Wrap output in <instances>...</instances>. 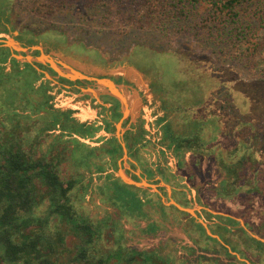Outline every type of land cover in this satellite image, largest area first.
Here are the masks:
<instances>
[{
    "label": "rangeland",
    "instance_id": "374dc122",
    "mask_svg": "<svg viewBox=\"0 0 264 264\" xmlns=\"http://www.w3.org/2000/svg\"><path fill=\"white\" fill-rule=\"evenodd\" d=\"M45 1L0 0V44L4 48L12 40L16 45L12 51L0 50L1 142L11 139L25 148L33 138L51 143L52 151L35 146L31 153L46 160H53L52 154L59 156L61 179L75 181L69 196L76 214L103 231L99 239L92 237L91 250L99 248L100 255L118 250L148 251L140 262L138 253L126 252L127 256L123 254L109 264H151L153 250L168 258L167 264H264V247L250 245L238 231L243 228L264 243L262 200L253 205L235 196L233 203L243 205L237 210L211 200L218 193L214 189L227 180L219 157L233 147L240 150L237 142L247 141L264 161V20L260 19L264 4L258 12L244 9L233 19L210 17L202 28L203 23L192 16L182 24L183 16L174 22H161L143 10L139 14L120 12L114 0H99L90 6L84 1L71 2L61 7L44 6ZM205 8L209 5L199 10ZM64 48L83 60H95L103 68L94 76L83 75L81 89L74 96L64 93L62 99L82 102L78 106L86 117L89 96L82 92L92 91L98 97L100 90L93 89L98 85L94 79L110 76L124 95L137 97L136 106L128 110L130 116L122 119L119 106L110 107V113L102 106L98 108L102 118L86 119L83 125L61 119L58 137L53 132L43 135V128L62 113L48 102L58 99L59 91L53 92L43 75L22 60L29 63L45 56L40 59L44 62L50 56L52 62L63 65ZM10 56L16 61L9 60ZM103 98L118 104L106 95ZM99 119H103L102 124L110 123L106 142L122 147L114 158L101 145L92 144L100 138H96L102 127L97 124ZM165 124L176 134L165 131ZM73 130L77 137H72ZM140 133L135 141L132 136ZM196 135L198 143L192 139ZM172 139L191 141V147H184L182 163L180 152L175 153L174 144H169ZM125 142H131L130 146ZM53 146L62 148L58 155ZM119 170L135 181L132 189L138 195L154 198L151 201L155 203L157 197L151 193L157 191L165 206L177 199L184 209L165 207L162 213L157 206L148 205L140 210L131 196L130 205L128 197L123 201L129 193L118 190L115 197L121 198L115 201L112 182L119 178ZM45 205L36 207L35 214H43ZM220 216H230L237 223L226 224ZM250 216H258L259 223L248 219ZM52 218L64 232L63 226L69 223ZM195 224H201L203 233ZM225 224L230 230L221 232L218 225ZM149 226L156 228V233H148ZM110 227H114L112 231ZM80 244L78 238L68 239L58 251V259L66 262Z\"/></svg>",
    "mask_w": 264,
    "mask_h": 264
},
{
    "label": "trees",
    "instance_id": "16d2710c",
    "mask_svg": "<svg viewBox=\"0 0 264 264\" xmlns=\"http://www.w3.org/2000/svg\"><path fill=\"white\" fill-rule=\"evenodd\" d=\"M80 1H84L85 5L90 6L98 3L99 0H46L43 5L61 7L67 3ZM114 1L119 5L116 7L120 8V12L128 11L129 13L139 14L143 10L145 14H150L154 18L160 19L161 22H164L162 20L165 19L174 22L180 16H183L185 20L182 24L186 23L185 21L192 16L195 17L197 23H203L202 28L210 22V17L215 18L221 15L224 19H233L237 18L244 9L258 12L257 8L264 4V0ZM206 4L209 5V8L200 11L199 7ZM261 9L263 13H261L260 19L264 20V5ZM55 124L56 121H52L50 126H45V129L53 130ZM107 129H111L109 123ZM164 130L172 133L168 124H165ZM173 131L172 134H176V130ZM140 137L141 133L132 136L135 141L139 140ZM133 139L132 142H134ZM192 139L196 143L200 137L196 135ZM206 139L208 138L206 137ZM190 142L188 139H172L169 143L174 144L175 153L180 152L178 156L181 158V163L183 162V151L186 150L184 147H191ZM130 144L131 142H129ZM237 145L240 150L233 147L229 153L230 155L228 153L222 155V152H220L222 156L219 158L221 165L226 170L227 180L218 189H214L218 192L217 196L211 197V200L223 201L234 210L243 207V205L239 206L233 203L232 199L238 195L247 199L248 203L254 202L253 205L258 203V199L264 203V161L257 155L256 149L254 151L253 147L248 146L247 141L237 142ZM101 149L113 158L114 154L119 153L121 148L116 143L111 144L109 147H101ZM211 155H214V151H211ZM59 163V160L53 162V160H46L43 157L34 159L32 154L26 151L19 142L10 140L0 142V264H109L111 261L121 259L123 254L127 256V253H138L140 262L142 254L148 253V251L136 252L131 250L132 252H127L124 250V253L118 250L110 255L103 252L100 255L99 248L98 250H91L92 237L95 236L99 239L103 231L98 226H91L85 217L76 214L69 196L74 181L67 179L64 182L61 179ZM98 169L101 170L102 168L98 167ZM112 183L117 186L116 188L120 192L129 193L138 208L140 207L141 204L135 194L136 192L129 189L120 178L114 179ZM42 203L46 204V211L43 214L36 215L34 209ZM53 216L69 223V225L63 226L64 232L53 222ZM220 217L223 218L226 224L237 223L230 216ZM248 219L255 224L260 221L258 216H250ZM262 221L264 227V218H262ZM51 222L56 226L55 228ZM226 224L218 225L221 232L230 230ZM195 225L203 233L201 224ZM110 228L112 231L114 227ZM153 228L149 226L146 231L156 233L157 229L154 230ZM238 231L241 232V235L247 237L250 245L254 244L259 248L264 247L262 241L251 237L243 228ZM221 232L219 234L223 237ZM76 238L81 240L82 244L78 246L79 248L71 258L67 259L66 262H61L58 259V251L64 247L68 239ZM206 238L219 243L209 235H206ZM223 249L227 256H231L226 248ZM232 249L236 250L235 247H232ZM90 250L94 255L89 253ZM153 251L155 257H151V264H167L168 258L162 257L159 251ZM245 256L248 258V255L245 254ZM139 262L137 261L134 264H139Z\"/></svg>",
    "mask_w": 264,
    "mask_h": 264
},
{
    "label": "crops",
    "instance_id": "0c3cea01",
    "mask_svg": "<svg viewBox=\"0 0 264 264\" xmlns=\"http://www.w3.org/2000/svg\"><path fill=\"white\" fill-rule=\"evenodd\" d=\"M49 45H52V43H49ZM61 55L64 58V59H61L62 60V63H64V64L62 65L60 63H57L56 61L53 62V64L55 65V67L60 68L64 72V74H71V73L74 72V73H79V74H82V75H91V76H94V75L98 74L97 73V70L103 68V65H101L98 62H96L95 60L90 59V58H88V59L85 58L83 60V59H81L79 57V55H77L76 52H74V51H67L65 48L62 50ZM50 58H52V57L49 56L47 58V60H45L44 62L43 61L41 62V61L33 60V61H36V62L41 63L42 66L39 65V64H34L33 63L32 67L37 72H39V74H42L43 75L42 77L44 78V80L46 81L47 85H49V87L52 89L53 92L56 93V92L59 91L58 95L60 97L58 99H54L53 98L54 100H52V98H50V100L48 101L49 104H51V107L54 110L57 109V110H61L62 111V113H58V114H60L59 116H56V117L54 116L53 117L54 119H52V121L55 120L57 122L55 124V127L58 128L57 129L58 132H60V127H61L60 120L61 119H65L67 121H70V123H72L74 125V124H76L75 123L76 121H74V118H76V120L77 121L79 120L81 122V125H83V124H85V121L84 120H86V119L94 120V119L98 118V116H100L102 118L103 116L100 115L99 114V111H98L99 110L98 108L99 107L101 108L102 106L105 107L106 109H109L110 107H112L113 109H115L117 106H119L120 113H122V116L121 115L120 116L123 119L124 117H127V115L129 114L128 110H131L132 107L134 108V105H135L136 101H138L136 99L137 97L135 98V97L131 96L130 94L126 95V93L124 95V93L121 92V90H120L121 94L123 95V97L125 99V103H126L125 109L127 111V115L124 116L123 115V106L121 105V103L118 100H116V99L115 100L118 102L117 105L116 104H112V101L111 100H105L103 98L104 95H106L107 97H109L110 99H112V97L107 94V92H108L107 87H105V86H98L97 85L96 87H93V89L94 90H97V87L99 88L98 90H100V92L98 93V97L93 96V93L92 92H90V93L88 92V94L86 92H82L83 94H86V95L89 96V99L85 100V102L88 104L87 107L85 106L86 108H88L87 111L85 110V112L87 113V116H89V117H87V116L86 117H82L81 113H82V110L83 109H82V107L78 106V104H81L82 102H73L72 99H69V101H67V100L62 99V98H64L63 97L64 93H66V94L69 93L72 96H74L75 93L79 89H81V88H79V86H80L79 83L81 81H84L85 79H80V78H77L75 80L67 79L65 76L62 75V73H60L61 72L60 70H59L60 72H57V70L52 66V64L49 61V60H51ZM69 60H73L76 63H71V62H69ZM22 61L27 62V59L23 58ZM23 64H26V63H23ZM80 65L83 66V69H81L79 67ZM50 70L53 71V73H51ZM101 78L108 79V80L113 81L110 78V76L101 77ZM113 82L116 85H119L115 81H113ZM49 87H47V89H49ZM48 93H50V89H49ZM101 95H103V96H101ZM91 103H94V105H96L95 108H92L91 107ZM142 109H143V107H142ZM76 110H78V112ZM138 110H139V108H138ZM108 112L110 113L111 110L109 109ZM134 112H137V108H135ZM116 113L117 112L114 111V114H116ZM129 116H130V114H129ZM102 123H103V119H99V121H97V124L101 125L102 127H101V129L98 131V133L96 135V138H99L100 137L99 140L97 142L92 143V144L95 145V147L96 146H100V145H101V147H103V146L104 147H109L111 145V144L109 145L108 142H106L109 139V133H108L109 130L107 129V124L105 125V124H102ZM64 130H66V128ZM75 131L76 130H73V132H72V137L73 138L74 137H77ZM122 136L125 137V132L123 133ZM127 143H129V142H127ZM103 144H105V145H103ZM120 148H122V147H120ZM123 148L125 149V147H123ZM52 150L51 149L50 150L48 149V151H52ZM116 154H114L113 158L115 157Z\"/></svg>",
    "mask_w": 264,
    "mask_h": 264
},
{
    "label": "flooded vegetation",
    "instance_id": "af4514ba",
    "mask_svg": "<svg viewBox=\"0 0 264 264\" xmlns=\"http://www.w3.org/2000/svg\"><path fill=\"white\" fill-rule=\"evenodd\" d=\"M10 47L9 46H7V47H4L3 48V46L0 44V50H8V51H10ZM11 51H12V49H11ZM10 55H13L11 52H10ZM63 58V57H62ZM13 60V61H16L15 60V58L13 57V56H10V58H9V60ZM64 59V58H63ZM24 63H26L25 64V66L28 64V66L29 67H31V68H33L32 67V65H33V63L34 64H39V65H41L42 66V64L41 63H39V62H36V61H33V62H24ZM1 67V66H0ZM101 96H103V95H101ZM55 120H53V122H54ZM74 121H76L75 123H80V125H81V122L78 120H76V118H74ZM51 123V122H50ZM57 123V122H56ZM48 126H50V124H48ZM42 132H43V135H44V133L45 132H47V133H50V132H53L54 133V136L56 137V135H57V137L59 136V132L56 130V129H53V130H48V129H45V127L43 128V130H42ZM53 133H51V134H53ZM56 134V135H55ZM53 136V137H54ZM8 138V137H7ZM9 140H11V139H9ZM0 142H1V140H0ZM125 145L127 146V147H129L130 145H129V143H125ZM35 146H38V147H40V148H42L43 147V151L44 150H48L50 147H52L51 146V143H48V141L46 142V144L45 143H40V141L37 139V138H33V141L30 143V144H28V146L25 148L26 149V151H28L29 153H31V152H33V149L35 148ZM94 147V146H93ZM120 147H121V145H120ZM53 148L57 151V155L61 152V147H59V146H57V148L55 147V146H53ZM105 149V148H104ZM32 154V153H31ZM33 157H34V155H32ZM40 157V156H39ZM38 157V158H39ZM44 158V157H43ZM51 158H53V162H57L58 160H59V156L58 157H55V155L54 154H52V157ZM57 158V159H56ZM34 159H36L35 157H34ZM132 177L133 178H135L136 176L135 175H132ZM64 182H66L67 180H64V179H62ZM74 181V180H73ZM122 181V180H121ZM123 182V181H122ZM74 184H75V181H74ZM127 185V184H126ZM115 186V185H114ZM128 186V188L129 189H131V190H133V191H135L134 189H132L133 187H135V186H133V185H127ZM74 187V186H73ZM117 186H115V188H116ZM117 190H118V192H120L119 191V189H113V195H114V197H115V195L116 194H118L117 193ZM136 192V191H135ZM124 193V192H123ZM138 193L139 192H136L135 194H136V196H137V198L139 199V201H140V210L144 207V206H150V207H154L155 208V206H157L156 207V209H159L162 213H164V208L165 207H174V208H180V209H184V208H182L181 206H182V202L181 201H178L177 199H176V201H174L173 202V204H170L169 206H165V204L162 202V200H161V198H162V196L156 191V192H153V193H151V194H155L156 195V197H157V201L155 202V203H153V201H151V199H154V198H150L149 196H146V197H142V196H140V195H138ZM119 195V194H118ZM130 195H128V196H125V197H123V201H127V197H128V199H129V205H130V197H129ZM119 198H121L120 196H119ZM119 198H116L115 197V201L117 200V199H119ZM181 205V206H180ZM144 212H141V214H143ZM161 213V214H162ZM150 224H154V223H150ZM155 225V226H154ZM153 226L154 227H156L157 228V223H155ZM158 227H160V225L158 226ZM108 235H109V233H108Z\"/></svg>",
    "mask_w": 264,
    "mask_h": 264
},
{
    "label": "water",
    "instance_id": "95a60500",
    "mask_svg": "<svg viewBox=\"0 0 264 264\" xmlns=\"http://www.w3.org/2000/svg\"><path fill=\"white\" fill-rule=\"evenodd\" d=\"M7 43H8V46L15 47V44H13V43L11 44L9 42V40L7 41ZM40 57H42V56H40ZM40 57H38L39 59H37L36 61H41ZM49 61L52 64V66L57 70V72H60L59 69H57L55 67L53 62L51 60H49ZM62 75L65 76L67 79H70V80H75L77 78L85 79L82 74L76 75V73H74V72L71 73V74H62ZM94 80H95V83H97L99 86L107 87V89H108L107 94L109 96H111L112 98L118 100L121 103V105L123 106V115L126 116L127 115L126 109H125L126 103H125V99H124L123 95L120 92L119 85H116L113 81L108 80V79L95 78ZM90 92H92V91H90ZM116 127L118 129L119 128V124H117ZM118 173H119V177L123 181V183H125L127 185H135L136 184L135 181L133 179H131L123 170H119ZM189 212L193 213L192 210H189Z\"/></svg>",
    "mask_w": 264,
    "mask_h": 264
},
{
    "label": "bare ground",
    "instance_id": "6f19581e",
    "mask_svg": "<svg viewBox=\"0 0 264 264\" xmlns=\"http://www.w3.org/2000/svg\"><path fill=\"white\" fill-rule=\"evenodd\" d=\"M9 42L12 44H15L12 40H9ZM16 46V45H15ZM40 59H45V57L44 56H42ZM76 75H80L79 73H76ZM126 113H127V111H126ZM143 184H145V183H143Z\"/></svg>",
    "mask_w": 264,
    "mask_h": 264
}]
</instances>
